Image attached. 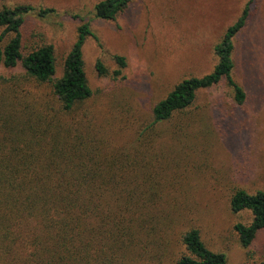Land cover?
Returning a JSON list of instances; mask_svg holds the SVG:
<instances>
[{"label":"rangeland","instance_id":"obj_1","mask_svg":"<svg viewBox=\"0 0 264 264\" xmlns=\"http://www.w3.org/2000/svg\"><path fill=\"white\" fill-rule=\"evenodd\" d=\"M100 1L0 0V9L56 10L44 19L28 17L22 28L24 55L54 46L56 79L64 73L82 19L93 20V36L83 47L92 97L66 120L131 174L120 201L143 207L131 233L104 237L109 244L112 236L119 239L126 264H176L186 254L182 238L191 229L200 231L207 248L225 253L229 264L264 262V231L244 249L234 227L250 223L251 214L230 208L237 189L264 191V0H254L247 25L234 40L233 76L247 94L245 104L236 105L221 84L201 91L185 113L140 136L152 122L154 106L179 82L213 70L215 46L249 0H134L114 21L94 19ZM116 56L125 58V68ZM98 60L106 76L98 75ZM5 89L49 116L59 110L52 85L35 83L20 66L0 65V101L12 96ZM117 200L108 195V209Z\"/></svg>","mask_w":264,"mask_h":264},{"label":"trees","instance_id":"obj_2","mask_svg":"<svg viewBox=\"0 0 264 264\" xmlns=\"http://www.w3.org/2000/svg\"><path fill=\"white\" fill-rule=\"evenodd\" d=\"M134 0H102L94 7V19L114 21ZM249 0L241 16L215 46L218 60L203 77L179 82L152 110L148 129L165 124L185 113L201 91L225 84L236 105L247 100L244 88L234 79V40L247 25ZM57 12L53 8L19 5L0 9V65L6 69L20 66L29 79L52 85L59 110L52 116L34 104L26 103L5 89L7 100L0 101V264H126V253L119 239L105 234H127L138 222L140 203H122L125 181L131 174L116 167L114 156L86 142L78 129L66 120L75 108L92 97L85 73L83 47L93 36L91 22L82 19L77 38L65 60L64 73L56 79L53 45H43L27 55L22 53V28L32 15L44 19ZM78 19L79 16H74ZM120 69L127 66L116 56ZM99 76L108 70L98 60ZM121 70L114 73L118 77ZM6 93H2L3 95ZM27 104V105H26ZM96 147V148H95ZM108 195H116L115 206L108 209ZM234 214L248 212L252 220L234 227L244 249L252 246L264 231V191L250 194L237 189L231 197ZM186 254L176 264H229L225 253L206 247L198 229L184 233ZM264 264V262L260 263Z\"/></svg>","mask_w":264,"mask_h":264}]
</instances>
